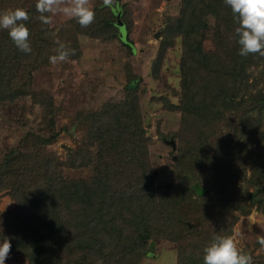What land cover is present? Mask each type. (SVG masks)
Listing matches in <instances>:
<instances>
[{"label": "trees", "instance_id": "trees-1", "mask_svg": "<svg viewBox=\"0 0 264 264\" xmlns=\"http://www.w3.org/2000/svg\"><path fill=\"white\" fill-rule=\"evenodd\" d=\"M36 2L19 7L30 15L25 23L30 30L31 53L20 51L8 31L0 29V107L12 104L17 96L35 93L25 88L19 72L51 43L49 26L41 22ZM101 7L94 8L96 22L90 26L83 28L74 19L67 20L65 26L75 22L78 32L97 35L103 28L114 33L116 15L109 5V15L97 22ZM164 22L161 48L168 47L173 36H180L182 42V98L180 104L167 106L178 108L183 122L189 121L194 132L187 144L176 147L175 143V147L183 161L195 160L201 173L210 164L211 188L192 197L194 190H189L193 192L190 195L183 187L154 186L135 90L106 109L84 112L80 120L84 146L67 149L63 158L48 149L58 135L50 117L45 121L50 130L45 136L27 132V137H34V148H0V191L14 202L12 208L1 212L7 228L0 229V241H11L13 259L21 254L29 264H67L62 256L78 253L83 264H95V259L103 264H131L128 260L132 256L133 261L147 256L150 239L158 236L176 241L177 264H203L207 244L190 246L195 242V231L189 215L211 189L223 195L219 198L222 201L228 184L220 181L221 168H234V163L242 161L240 156L244 159L251 141L264 139V87L248 95L242 90V85H247L252 55H239L236 20L224 0H181L178 14L166 16ZM208 37L214 44L211 50L203 47ZM226 37L234 46L226 43ZM68 50H75L69 57L79 55L77 39H71ZM136 82L131 79L128 88L134 89ZM43 98L42 109L50 112V98L46 94ZM190 114L194 117L189 118ZM90 150L101 161L94 173L69 177L64 169L86 166ZM252 165L264 166L261 161ZM263 201L258 203L260 207ZM182 207L190 212L183 214ZM214 215L209 212L208 221L214 220ZM221 224L230 228L225 222Z\"/></svg>", "mask_w": 264, "mask_h": 264}, {"label": "rangeland", "instance_id": "rangeland-1", "mask_svg": "<svg viewBox=\"0 0 264 264\" xmlns=\"http://www.w3.org/2000/svg\"><path fill=\"white\" fill-rule=\"evenodd\" d=\"M34 1L0 0V13L32 6ZM118 2L121 6L120 19L126 28L124 40L120 38L117 26L114 33L99 28L97 35H90L78 32L74 28L75 22L65 26L69 19L62 15L53 18V23L48 25L51 43L42 55L31 57L29 65L19 72L26 83L25 88L35 93L17 96L12 104L0 107V148H34V137H27V132L45 136L50 131L46 128L45 121L52 117L58 135L48 149L59 158L66 157L67 149L73 150L77 145L84 146L81 142L84 128L80 123L84 112L106 109L110 103L124 100L127 94L135 90L143 133L147 139L145 146L148 171L154 176V186L166 183L173 188L183 187L187 189V193L194 190L196 194L191 191L192 197L202 195L213 184L214 178L210 173L212 167L207 163V171L201 173L195 160H182L176 147L187 144L190 136L193 138V126L189 121L183 122L178 108L167 106L169 103L180 104L182 98L179 71L182 42L180 36H173L168 47L162 49V30L166 16L178 14L181 0ZM91 4L93 8L102 6L97 19V22L101 23L102 16L109 15L107 5L111 9L114 8L116 0H110L107 5L104 0H91ZM71 39H77L79 55L69 57L66 62L50 63V57L58 54L57 42L65 44L68 50ZM226 39L228 45H233L230 37ZM129 44L131 47H128ZM203 45L207 50L214 48L210 37L204 40ZM251 61L247 69V85H242L246 95L264 87V56L254 54L249 62ZM131 79L137 81L134 89L128 88ZM42 94L50 98V112L42 109ZM192 117L194 116L190 114L189 118ZM219 125L220 123L216 126ZM170 138L175 141V148L166 141ZM257 139L251 141L244 151V159L239 155L242 161L234 163V168H228L226 165L221 168V183L231 185L225 187L226 194L222 201L219 198L223 195L218 196V193L211 189L204 200L196 203L195 213L189 215L192 230L195 231V242L191 241L193 243H190V246H201L204 243L208 246L215 236H232L240 250L251 257L252 264H264V246L259 243L260 238L264 237V190H261L262 186L264 187V166L252 165V162L259 161L264 164V139L261 142H257ZM92 148L95 150L93 146ZM250 153L252 157H249ZM90 155V162L86 166L64 169V172L69 177L91 176L101 161L94 155V151L92 153L90 150ZM196 187L203 189L202 192L197 193ZM252 193L255 199L252 198ZM262 201L263 206L260 207L258 203ZM13 204V200L4 191H0L1 230L7 228L1 212L12 208ZM187 211L190 212L185 207L180 209L185 215L188 214ZM209 212L215 214L212 221H208ZM224 222L230 228L223 227L221 223ZM150 240V252L147 256H141L135 261V256H132V260L128 262L178 263L180 256L176 241L158 236ZM79 256L78 253H71L62 257L67 264H83ZM93 262L104 263L99 259L92 260ZM5 264L29 263L19 254L16 259L9 255Z\"/></svg>", "mask_w": 264, "mask_h": 264}, {"label": "clouds", "instance_id": "clouds-1", "mask_svg": "<svg viewBox=\"0 0 264 264\" xmlns=\"http://www.w3.org/2000/svg\"><path fill=\"white\" fill-rule=\"evenodd\" d=\"M104 3L107 5L110 0H104ZM224 3L230 7L236 20L239 55L264 56V0H224ZM35 7L45 25L52 24L55 16L62 15L86 28L94 23L96 17L91 0H37ZM29 19V12L23 8L0 13V29L7 30L15 46L24 53L32 51L30 30L25 23ZM70 54L74 55L75 50L70 53L64 44H59L58 54L50 57V63L66 62ZM259 243L264 246V237ZM11 249L9 239L0 241V264H5ZM203 264H252V260L240 250L232 236H215L204 248Z\"/></svg>", "mask_w": 264, "mask_h": 264}, {"label": "water", "instance_id": "water-1", "mask_svg": "<svg viewBox=\"0 0 264 264\" xmlns=\"http://www.w3.org/2000/svg\"><path fill=\"white\" fill-rule=\"evenodd\" d=\"M114 14L116 15V20H115V25L119 28L120 33L119 36L122 40L125 39V33H126V28H125V24L124 22L120 19V15H121V6L118 2V0H116V5L114 8H112ZM168 143L171 144V146L173 148H175V141L173 140V138H170L168 140H166ZM197 193H201L203 189H201L200 187H196ZM254 193V192H253ZM252 193V198L255 199V197L253 196Z\"/></svg>", "mask_w": 264, "mask_h": 264}]
</instances>
